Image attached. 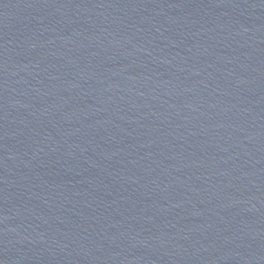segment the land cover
<instances>
[{"label": "water", "instance_id": "water-1", "mask_svg": "<svg viewBox=\"0 0 264 264\" xmlns=\"http://www.w3.org/2000/svg\"><path fill=\"white\" fill-rule=\"evenodd\" d=\"M0 264H264V0H0Z\"/></svg>", "mask_w": 264, "mask_h": 264}]
</instances>
